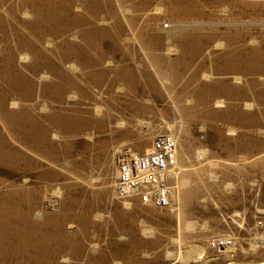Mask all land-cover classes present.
I'll use <instances>...</instances> for the list:
<instances>
[{"label":"rangeland","instance_id":"rangeland-1","mask_svg":"<svg viewBox=\"0 0 264 264\" xmlns=\"http://www.w3.org/2000/svg\"><path fill=\"white\" fill-rule=\"evenodd\" d=\"M164 133L170 206L121 196ZM0 264H264V0H0Z\"/></svg>","mask_w":264,"mask_h":264},{"label":"built area","instance_id":"built-area-1","mask_svg":"<svg viewBox=\"0 0 264 264\" xmlns=\"http://www.w3.org/2000/svg\"><path fill=\"white\" fill-rule=\"evenodd\" d=\"M177 142L173 135H157L143 153L124 147L117 154L118 177L116 189L123 197H136L142 205L169 207L171 204L170 176L177 166ZM229 237L212 241V247H230Z\"/></svg>","mask_w":264,"mask_h":264},{"label":"bare ground","instance_id":"bare-ground-1","mask_svg":"<svg viewBox=\"0 0 264 264\" xmlns=\"http://www.w3.org/2000/svg\"><path fill=\"white\" fill-rule=\"evenodd\" d=\"M170 134V133H169ZM175 137V136H174ZM156 138V137H155ZM154 138V139H155ZM175 139H176V137H175ZM154 142V141H153ZM176 142H177V149H176V155H177V166L176 167H178V170H176L175 169V171H173V173L171 174V176L170 177H175L176 179H180V174H181V172H182V167L180 166V164H179V158H180V152H179V143H178V141H177V139H176ZM153 144V143H152ZM180 190H181V187H180V185L179 186H177V193H176V197L177 198H179V194H180ZM172 192H173V190H172ZM173 195H174V193H173Z\"/></svg>","mask_w":264,"mask_h":264}]
</instances>
